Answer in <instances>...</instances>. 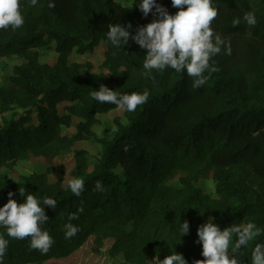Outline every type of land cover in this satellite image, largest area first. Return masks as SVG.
Segmentation results:
<instances>
[{
  "label": "trees",
  "instance_id": "1",
  "mask_svg": "<svg viewBox=\"0 0 264 264\" xmlns=\"http://www.w3.org/2000/svg\"><path fill=\"white\" fill-rule=\"evenodd\" d=\"M47 3L21 0L24 25L0 30V57L22 58L0 84V207L9 192L23 202L20 189L54 198L57 207L45 208L49 220L42 226L54 243L41 253L30 247V237H8L0 228L9 240L4 264H154L156 256L174 251L194 264L205 259L197 228L210 217L221 229L256 223L260 234L241 257L250 264L255 243L264 242V0H213L218 15L211 27L225 47L199 88L186 71L145 70V50L135 42L116 48L107 39L108 24L130 22L135 33L156 19L151 13L145 17L116 0ZM158 3L178 11L171 0ZM248 13L256 17L254 26L244 20ZM101 44L100 72L90 62L69 61L72 53H91ZM39 48L56 52L55 61L41 62ZM101 84L118 94L149 93L134 112L123 111L124 122L114 118L111 139L93 131L98 114L117 108L92 97ZM63 127L74 132L67 135ZM85 140L101 146L95 162L84 149H72ZM67 149L73 151L72 178L85 183L79 197L63 175L48 178ZM34 158H44L47 167L15 180L1 171ZM203 179L213 181L212 195L199 185ZM97 180L103 192L93 191ZM185 220L189 233L181 237L177 225ZM68 223L79 229L72 238L65 237Z\"/></svg>",
  "mask_w": 264,
  "mask_h": 264
},
{
  "label": "clouds",
  "instance_id": "2",
  "mask_svg": "<svg viewBox=\"0 0 264 264\" xmlns=\"http://www.w3.org/2000/svg\"><path fill=\"white\" fill-rule=\"evenodd\" d=\"M32 6L38 0H29ZM172 7L177 8L175 14L169 13L167 7L158 3V0H135L133 6L137 7L145 17L150 13L156 17L152 22L140 26L135 33L131 32V23L108 24L107 39L111 45L119 48L135 42L145 50L143 68L147 71L157 70L163 72L168 69L176 72L186 71L187 75L194 77L193 87L205 85L209 75L215 71L210 63L222 48L225 40L211 27L218 15V9L213 0H171ZM55 0H48L47 7L54 8ZM186 6V7H185ZM244 20L247 25L254 26L256 17L248 13ZM25 23L22 13L21 0H0V30L15 31ZM230 51V48H229ZM92 97L99 103L114 104L119 109L134 112L139 105L148 101L149 93L144 91L118 94L114 90L101 84L99 90L92 92ZM115 131V129H113ZM70 191L77 197L85 190L82 178L75 177L68 181ZM102 181L97 180L93 191L103 192ZM23 202L17 203L13 197L15 193H8V202L0 207V228L8 237L23 240L30 237V247L41 253H47L54 243L53 237L43 229L49 220L45 208L56 209L57 202L49 196L39 197L32 193L25 196ZM79 211H83L81 207ZM72 214L70 219H76ZM189 222H179L177 230L181 237L189 233ZM65 237L72 238L79 231L78 227L68 223L65 225ZM4 233H0V264H4L9 240ZM260 234V229L252 221L227 225L223 229L210 217L207 222L197 228L198 241L202 245L203 260H196L194 264H243L242 256L247 255L250 241ZM243 249V250H242ZM154 264H188L181 253L171 252L165 258L156 256ZM250 264H264V242H257L252 248L249 259Z\"/></svg>",
  "mask_w": 264,
  "mask_h": 264
},
{
  "label": "rangeland",
  "instance_id": "3",
  "mask_svg": "<svg viewBox=\"0 0 264 264\" xmlns=\"http://www.w3.org/2000/svg\"><path fill=\"white\" fill-rule=\"evenodd\" d=\"M122 5L128 7L129 9L133 8L134 0H116ZM105 45L101 44L95 48L91 53L87 52L86 54L80 55L72 53L69 56L70 62H80L86 63L90 62L92 64V71L95 73L100 72V64L103 61L102 50H104ZM40 56L41 62L53 63L57 57V53L45 48L36 49ZM22 61L21 57L11 56V57H0V84L5 83V78L11 73V69L14 64H18ZM86 67H83L81 70L84 73ZM61 107V106H60ZM123 111L118 107L110 110L106 114H98V117L101 118V122L95 124L93 131L98 138L111 139L117 129L114 118L119 117L121 122H124ZM9 113H6L8 116ZM2 116H0V119ZM115 129V131L113 130ZM63 132L67 135H70L74 132L73 128H62ZM84 149L87 151V158L90 162H95L100 155L101 146L98 142L93 140H85L77 142L72 149ZM73 151L67 149L62 156L56 157L53 161V166L51 167L50 173L48 175L49 181H56L61 175L64 177V183L66 184L73 175V169L75 166ZM47 161L44 158H34L29 161H20L16 164L13 170L2 168L1 171L4 175L12 180L17 179L19 174H27L33 171H43L47 167ZM199 185L203 188L204 192L212 195L214 191V183L211 179H203L199 182ZM32 264V263H28Z\"/></svg>",
  "mask_w": 264,
  "mask_h": 264
}]
</instances>
